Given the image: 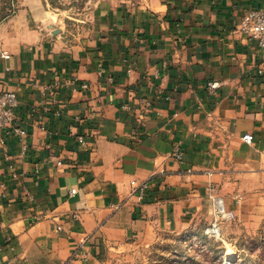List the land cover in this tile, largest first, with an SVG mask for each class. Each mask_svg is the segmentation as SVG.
<instances>
[{
	"label": "crops",
	"instance_id": "crops-1",
	"mask_svg": "<svg viewBox=\"0 0 264 264\" xmlns=\"http://www.w3.org/2000/svg\"><path fill=\"white\" fill-rule=\"evenodd\" d=\"M49 2L0 0V91L26 132L0 147V264H117L215 196H264V52L233 33L264 0L100 5L83 43Z\"/></svg>",
	"mask_w": 264,
	"mask_h": 264
},
{
	"label": "rangeland",
	"instance_id": "rangeland-1",
	"mask_svg": "<svg viewBox=\"0 0 264 264\" xmlns=\"http://www.w3.org/2000/svg\"><path fill=\"white\" fill-rule=\"evenodd\" d=\"M145 1L50 0L48 8L65 16L66 37L72 43H83L93 37L94 11L100 5ZM234 210L235 218L221 224L217 237L204 233L212 218L198 216L179 230L161 232L151 245L134 249L117 264H264V196L242 198ZM227 251L232 253L230 257H225Z\"/></svg>",
	"mask_w": 264,
	"mask_h": 264
},
{
	"label": "built area",
	"instance_id": "built-area-1",
	"mask_svg": "<svg viewBox=\"0 0 264 264\" xmlns=\"http://www.w3.org/2000/svg\"><path fill=\"white\" fill-rule=\"evenodd\" d=\"M233 33H243L249 39L256 42L257 47L264 52V9H248L243 17L241 18L239 24ZM3 57L7 58V54H2ZM69 83L76 89V82L70 80ZM218 87L216 82L210 83L209 88L214 90ZM78 88L81 90H86L88 84L86 82H81L78 84ZM17 96L13 91H0V147H5L10 138H17L21 140L25 137L26 132L19 126L14 125L15 120V108L17 107ZM244 143H251L253 136L251 134H244L241 137ZM78 141L84 144L83 138L78 137ZM24 148V144L22 146ZM173 160L181 162L183 161V152L178 146H174L170 155ZM60 164V162H57ZM130 185L133 189V194H135L139 199L144 196L145 191L149 187L147 181H140L133 179L130 181ZM70 193H75V189H72ZM209 193L213 194V188L209 187ZM235 204H239L242 196H234ZM214 205L212 210V221L205 228L204 233L208 236L217 237L220 232L221 224L224 222H229L235 218V210L228 208L225 205L223 198L219 196L213 197ZM60 229V227H58ZM83 245H78L72 254V257L81 256Z\"/></svg>",
	"mask_w": 264,
	"mask_h": 264
},
{
	"label": "bare ground",
	"instance_id": "bare-ground-1",
	"mask_svg": "<svg viewBox=\"0 0 264 264\" xmlns=\"http://www.w3.org/2000/svg\"><path fill=\"white\" fill-rule=\"evenodd\" d=\"M232 255V253L230 252V251H227L226 253H225V257H230Z\"/></svg>",
	"mask_w": 264,
	"mask_h": 264
}]
</instances>
